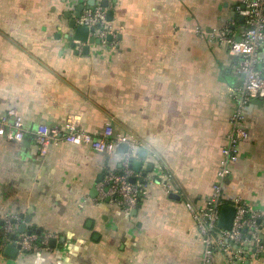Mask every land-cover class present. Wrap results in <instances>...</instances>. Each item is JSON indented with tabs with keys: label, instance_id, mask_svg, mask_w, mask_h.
<instances>
[{
	"label": "crops",
	"instance_id": "crops-1",
	"mask_svg": "<svg viewBox=\"0 0 264 264\" xmlns=\"http://www.w3.org/2000/svg\"><path fill=\"white\" fill-rule=\"evenodd\" d=\"M106 1L116 44L90 45L85 55L64 39L71 0H0V112L15 109L26 130L19 143L0 140V214L18 216L38 237L56 235L53 248L38 240L37 251L14 259L2 244L0 264H200L187 205L211 193L234 112L230 92L243 76L225 45L196 31L234 23L237 32L236 7L249 0ZM260 58L264 70V51ZM68 115L80 116L84 130L109 124L143 145L146 159L137 153L134 162L150 183L134 216L100 201L98 184L92 196L96 179L119 168L118 155L62 142L40 155L33 131L62 126ZM245 117L249 137L225 191L264 219V99Z\"/></svg>",
	"mask_w": 264,
	"mask_h": 264
},
{
	"label": "built area",
	"instance_id": "built-area-1",
	"mask_svg": "<svg viewBox=\"0 0 264 264\" xmlns=\"http://www.w3.org/2000/svg\"><path fill=\"white\" fill-rule=\"evenodd\" d=\"M236 13L244 18L237 32L234 31V23L208 33L199 29L196 31L200 36H208L225 45L229 55L238 59L237 72L243 76V84L230 92L234 112L229 118L226 143L220 151L211 193L200 206L187 205L202 244L200 264H217L218 258L225 264H253L264 259V219L261 213L240 197H230L225 191L231 175L230 167L239 157L238 147L249 137L245 109L251 102L264 99V70L260 68V54L264 51V0L246 1L236 7ZM76 23L93 30L89 37L99 40L101 45L115 46L117 33L107 20L106 10L101 7L84 8ZM84 47V44L75 42L78 54H82ZM25 134L23 119L15 109L0 112V140L19 143ZM32 137L41 156L46 154L50 145L58 142L87 147L97 154L118 155L119 168L105 170L102 181L97 185L98 199L116 206L127 216L137 208L150 182L131 167L143 147L134 137L115 133L109 124L100 132L84 130L78 115H68L59 127L39 125ZM121 145L127 147L125 153L117 151ZM163 189L167 194H177V190L166 182ZM223 206H232L235 211L229 231L217 227ZM20 221L18 216L0 214V250L2 244L11 243L9 237L12 234H16L15 243L22 253L37 251L40 247L38 240L46 248L50 240L56 238L52 234L38 237L32 233H18Z\"/></svg>",
	"mask_w": 264,
	"mask_h": 264
},
{
	"label": "water",
	"instance_id": "water-1",
	"mask_svg": "<svg viewBox=\"0 0 264 264\" xmlns=\"http://www.w3.org/2000/svg\"><path fill=\"white\" fill-rule=\"evenodd\" d=\"M73 3V10L74 13L71 11H65L63 13V18L67 21V30L68 33L65 35L64 39L67 42V46H69L70 48L74 49L75 48V42H79L85 45L84 49H83V53L85 55L88 54L89 52V46L90 45H100V41L97 39H94L92 37H89V34L93 32V30H89L85 27H80L77 25L76 21L79 19V17L81 16L82 11L84 10V8H92L95 6L96 2L95 0H87L86 3L83 0H71V4ZM99 7H101L102 9L106 10V15H107V20L108 22H111L113 20V12L108 9V1L103 0L98 4ZM239 24L243 25L244 23V18L243 17H239L238 19ZM108 41H110V38H108ZM127 150V147L125 145H121L118 147V152L119 153H125ZM146 152L145 151H140L138 153V157L140 159H146ZM132 169L136 172L139 173L141 170V164L140 162H133L131 165ZM153 166L152 165H148L146 168V172L150 173L152 172ZM146 176V173L142 174V178H144ZM103 179V174L100 175L96 181H95V185L92 189V196L96 197L97 193H96V185L99 184ZM131 183H134V180L130 181ZM95 193V194H94ZM169 199L174 200V201H179V197L174 195V194H170L169 195ZM139 207V204L137 205V208ZM136 213V210H134L131 215L134 216V214ZM234 208L232 206H223L220 210V216H219V220L217 223V227L221 230H226L229 231L231 229L232 226V222H233V218H234ZM29 217L26 218L25 223L27 224L29 222ZM15 224V223H13ZM0 227H2V223H0ZM18 233H26L27 235H30L31 232H26V226L25 224L19 225L18 227ZM37 234H39V232H37ZM10 240V244L6 245L4 248V256L14 259L19 251H20V247L18 245H16L15 240H16V234H12L9 237ZM56 245V240L52 239L49 242V247L53 248Z\"/></svg>",
	"mask_w": 264,
	"mask_h": 264
}]
</instances>
